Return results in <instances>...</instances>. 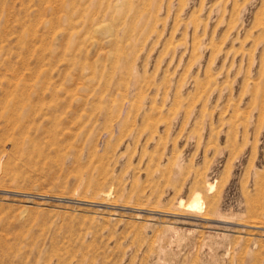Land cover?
Segmentation results:
<instances>
[{
    "label": "rangeland",
    "instance_id": "obj_1",
    "mask_svg": "<svg viewBox=\"0 0 264 264\" xmlns=\"http://www.w3.org/2000/svg\"><path fill=\"white\" fill-rule=\"evenodd\" d=\"M0 264H264V0H0Z\"/></svg>",
    "mask_w": 264,
    "mask_h": 264
},
{
    "label": "bare ground",
    "instance_id": "obj_2",
    "mask_svg": "<svg viewBox=\"0 0 264 264\" xmlns=\"http://www.w3.org/2000/svg\"><path fill=\"white\" fill-rule=\"evenodd\" d=\"M110 10V9H109ZM245 55V54H244ZM211 77V76H210ZM204 183V182H203ZM258 184V183H257ZM206 188H207V190L208 191H210V190H212L213 189V184L211 183V182H209V181H206ZM196 190V189H195ZM206 190V189H205ZM206 190V191H207ZM196 192V191H195ZM198 192V191H197ZM101 194V193H100ZM195 194V193H194ZM108 199V198H107ZM106 199V200H107ZM201 195L199 194V193H196L194 196H192V199L189 201V203H188V205H187V207L188 208H192V209H199L200 208V203H201ZM103 200V199H102ZM177 200V199H176ZM179 200H180V198H179ZM178 201V200H177ZM183 201L184 200H180V201H178L179 202V207H181L182 206V204H183ZM209 202V201H208ZM178 205V204H177ZM184 205V204H183ZM209 205H210V203L208 204V209H209ZM186 206V205H185ZM185 206H182V207H185ZM210 209H211V207H210ZM210 209H209V211H210ZM159 212V211H158ZM164 212V211H163ZM161 214V213H160ZM207 219V218H206Z\"/></svg>",
    "mask_w": 264,
    "mask_h": 264
}]
</instances>
